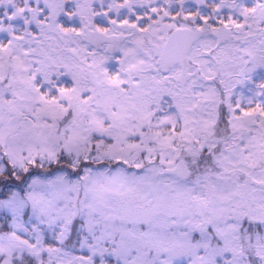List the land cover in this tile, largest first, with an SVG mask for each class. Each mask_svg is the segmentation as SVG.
Returning a JSON list of instances; mask_svg holds the SVG:
<instances>
[{
  "label": "snow or ice",
  "instance_id": "snow-or-ice-1",
  "mask_svg": "<svg viewBox=\"0 0 264 264\" xmlns=\"http://www.w3.org/2000/svg\"><path fill=\"white\" fill-rule=\"evenodd\" d=\"M0 264H264V0H0Z\"/></svg>",
  "mask_w": 264,
  "mask_h": 264
}]
</instances>
